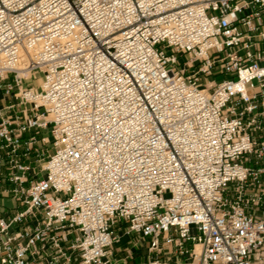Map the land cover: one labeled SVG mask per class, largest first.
<instances>
[{
	"label": "built area",
	"instance_id": "obj_1",
	"mask_svg": "<svg viewBox=\"0 0 264 264\" xmlns=\"http://www.w3.org/2000/svg\"><path fill=\"white\" fill-rule=\"evenodd\" d=\"M0 197V264H264V0H0Z\"/></svg>",
	"mask_w": 264,
	"mask_h": 264
},
{
	"label": "rangeland",
	"instance_id": "obj_2",
	"mask_svg": "<svg viewBox=\"0 0 264 264\" xmlns=\"http://www.w3.org/2000/svg\"><path fill=\"white\" fill-rule=\"evenodd\" d=\"M186 59V58H185ZM40 74H37L40 77ZM221 76H217V79H220ZM39 82V81H38ZM255 165V164H252ZM11 202L7 199L6 204L7 206H10ZM115 231H118V228H115ZM133 236H125L122 238V241L118 244L121 248L129 245V238H132ZM150 243V239L143 241L140 249H132L133 255L135 256V264H143L145 261V258H147V253H148V245Z\"/></svg>",
	"mask_w": 264,
	"mask_h": 264
},
{
	"label": "crops",
	"instance_id": "obj_3",
	"mask_svg": "<svg viewBox=\"0 0 264 264\" xmlns=\"http://www.w3.org/2000/svg\"><path fill=\"white\" fill-rule=\"evenodd\" d=\"M7 199L11 202L10 206L13 205V201L10 198L0 197V209H2L1 207L6 204ZM5 206H7V205H5Z\"/></svg>",
	"mask_w": 264,
	"mask_h": 264
},
{
	"label": "bare ground",
	"instance_id": "obj_4",
	"mask_svg": "<svg viewBox=\"0 0 264 264\" xmlns=\"http://www.w3.org/2000/svg\"><path fill=\"white\" fill-rule=\"evenodd\" d=\"M42 72V68H37V69H35V70H33V71H30V72H27V73H25L26 74V76H30L31 74H35V75H37V74H39V73H41Z\"/></svg>",
	"mask_w": 264,
	"mask_h": 264
}]
</instances>
